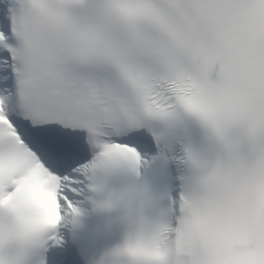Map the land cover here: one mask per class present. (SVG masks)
Listing matches in <instances>:
<instances>
[{
	"label": "snow or ice",
	"instance_id": "6c2138e0",
	"mask_svg": "<svg viewBox=\"0 0 264 264\" xmlns=\"http://www.w3.org/2000/svg\"><path fill=\"white\" fill-rule=\"evenodd\" d=\"M0 264H264V0H0Z\"/></svg>",
	"mask_w": 264,
	"mask_h": 264
}]
</instances>
